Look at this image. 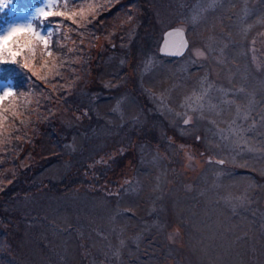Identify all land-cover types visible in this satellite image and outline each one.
Masks as SVG:
<instances>
[{"label": "rangeland", "instance_id": "374dc122", "mask_svg": "<svg viewBox=\"0 0 264 264\" xmlns=\"http://www.w3.org/2000/svg\"><path fill=\"white\" fill-rule=\"evenodd\" d=\"M31 2L0 8V36L28 24L48 35L44 22L58 17L39 15L48 0ZM253 2L264 0H56L68 18L89 17V33L69 42L82 50L75 70L89 71L67 86L75 103L49 105L65 148L37 133L58 168L3 180L0 212L11 222L0 216V264H264V54H254L264 50V20L254 38ZM171 26L187 33L180 57L159 51ZM33 43L34 54L6 58L23 84L0 78V95L14 93L3 100L11 110L20 94L33 103L45 94L33 74L56 70L44 68L52 45ZM61 170L85 184L56 188L46 178Z\"/></svg>", "mask_w": 264, "mask_h": 264}, {"label": "trees", "instance_id": "16d2710c", "mask_svg": "<svg viewBox=\"0 0 264 264\" xmlns=\"http://www.w3.org/2000/svg\"><path fill=\"white\" fill-rule=\"evenodd\" d=\"M136 4L138 0H135ZM31 0L21 1L17 4L16 0H4V3H0V8H3L4 12H10V5L12 4L16 9H30L32 7ZM27 4L26 6H24ZM21 6H24L21 8ZM32 9V8H31ZM89 17L86 16L82 18V16H78L77 18H68V16L58 17L57 19H51L50 22H44L43 28H49V31H53V35L49 37V45H52L53 55L49 56L47 59L44 68L52 67L56 70H40L37 76L33 74L32 87L33 90L41 91L44 90L45 94L43 97L35 100V102L30 101V97L25 94L19 95V105L15 110H11L10 107L4 106L5 102H2L1 115L5 116V121L0 125V192L6 190L5 182L3 180L10 179L15 183L19 177L21 179H27L26 173L30 171H34L36 173L43 172L44 170L53 171L54 168L57 167L58 164V156L51 155L50 153H43L41 150L39 151L37 146L39 144L40 136L37 133L41 130L46 132L49 131L50 138H53L54 144L61 147L63 144V149L65 148L66 142V134L63 133V140L57 137V131L55 130L57 126L56 114L53 107H49V105L53 104H62L63 109L69 106L71 103H75L70 101L69 99V89L67 88L70 84H75L78 82V78L81 75L86 74L87 70H75L77 68V63L74 61L75 56L81 55L82 50L81 46L77 45L78 41L85 34L89 33V26L87 25L88 21H85ZM49 19V18H47ZM60 26H63V30ZM59 28V30H57ZM49 31H47L49 33ZM58 31H61L58 34ZM75 40L77 42V46L71 47L70 41ZM58 41H61L60 43ZM26 53V50L23 54ZM21 55L18 56L20 59ZM6 58H10L5 56L3 61V68L0 70V78L6 79L9 81V84L13 88H17L22 83H18L15 79L11 78L10 65L11 61L6 60ZM6 67V68H5ZM24 71L22 70L17 77H22ZM29 72H27L26 76H29ZM48 85V86H47ZM55 86V89L58 92H53L55 96H49L50 92L55 91L49 87ZM48 87V88H47ZM36 88V89H34ZM68 89V90H67ZM32 90V91H33ZM23 91L27 92L28 88L24 85ZM8 100V99H7ZM42 101L43 108L42 111H38L37 106L38 103ZM69 108V107H68ZM63 112H65L63 110ZM59 113V112H58ZM62 140V141H61ZM141 140L146 141L148 137H143ZM149 141V140H148ZM72 144L71 141L68 142ZM82 144H78L76 147L81 149ZM65 151H63V159H64ZM58 168V167H57ZM244 172V171H239ZM18 173V174H17ZM74 175V176H73ZM19 176V177H18ZM54 179L46 178L47 181L52 183L53 186L59 188L63 185V191L73 192L74 189L70 188V186H74L76 184H85L83 182V177L81 178L78 172H70L66 173V170H61L55 177L52 175ZM41 179L34 178L31 185L38 186ZM11 187V186H10ZM14 190H9L8 193ZM0 193V194H1ZM141 207L140 205H138ZM136 206V207H138ZM0 216H2L4 222L10 223L11 220H7L1 212ZM70 217V216H68ZM20 220H23V216H19ZM74 238H71V240ZM76 239V238H75ZM134 259V257H131Z\"/></svg>", "mask_w": 264, "mask_h": 264}, {"label": "snow or ice", "instance_id": "6c2138e0", "mask_svg": "<svg viewBox=\"0 0 264 264\" xmlns=\"http://www.w3.org/2000/svg\"><path fill=\"white\" fill-rule=\"evenodd\" d=\"M0 3H4V0H0ZM57 7L56 0H48V4L46 8H41L38 10L39 15L45 19L48 17H64L65 12L63 11H55L54 9ZM198 17V13H196L193 17V20H196ZM58 30V28H57ZM182 29H176L175 32L169 31L167 36L171 37L173 35L181 33ZM26 35L28 39H22V37ZM53 35V31L50 30L47 36L41 35L40 31L36 30V28L31 25H18L11 28L10 31L7 32L6 35L0 36V60H3L5 56L11 58L13 62H15L16 58L22 55L25 50L30 53H35V44L33 41H38L44 45L47 49L49 45V37ZM168 41L165 40V46H167ZM186 46V41L181 45V47ZM163 51V49H162ZM181 54V53H174ZM199 55H203V53H198ZM48 55L51 56L52 53L48 52ZM25 67H28L27 63ZM14 95L11 89L4 91L3 95H0V103L3 102L5 97H9ZM187 122V121H186ZM221 163H223L221 161Z\"/></svg>", "mask_w": 264, "mask_h": 264}, {"label": "water", "instance_id": "95a60500", "mask_svg": "<svg viewBox=\"0 0 264 264\" xmlns=\"http://www.w3.org/2000/svg\"><path fill=\"white\" fill-rule=\"evenodd\" d=\"M176 29H182L183 31L171 37L167 36V33L169 31L175 32ZM165 40L168 41L167 46H165ZM185 41H186V46L181 47V45ZM188 45H189V41L185 29L182 26H171L163 32V38L160 43L159 51L162 55L165 56L180 57L186 51ZM174 53H181V54H174Z\"/></svg>", "mask_w": 264, "mask_h": 264}, {"label": "flooded vegetation", "instance_id": "af4514ba", "mask_svg": "<svg viewBox=\"0 0 264 264\" xmlns=\"http://www.w3.org/2000/svg\"><path fill=\"white\" fill-rule=\"evenodd\" d=\"M263 4L264 3H255V2H253L252 4L247 3V7L250 8V11L253 10V13H251V16L253 18L252 26L250 27L249 25H244V27L241 28L240 32H238V34H237L238 35L237 38L239 39L240 42L241 41L243 42V40L248 37V33H247L248 29L253 33L254 38L259 35L255 31V30H257L256 28L253 30H251V29H252V27L256 26V24H258L260 20H262V19L264 20V5ZM262 25H263L262 28L264 29V22L262 23ZM239 26H241V24H239ZM248 27H250V28H248ZM237 31H238V28H237ZM260 36H264V31H263V33L260 34ZM240 42H239L238 52L241 51V54H242L243 47H242V43H240ZM261 43L263 44L264 40ZM235 53H236V56H238V58H239L240 56L237 54V49L235 50ZM254 54H256L258 57H261L262 54H264L263 47H260L257 44L256 50L254 51Z\"/></svg>", "mask_w": 264, "mask_h": 264}]
</instances>
